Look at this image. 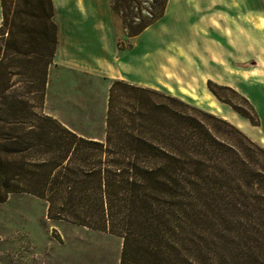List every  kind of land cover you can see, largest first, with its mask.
<instances>
[{
    "label": "trees",
    "instance_id": "16d2710c",
    "mask_svg": "<svg viewBox=\"0 0 264 264\" xmlns=\"http://www.w3.org/2000/svg\"><path fill=\"white\" fill-rule=\"evenodd\" d=\"M155 1L158 6L150 15L143 14L141 0H111V5L127 35L135 36L163 15L167 0ZM0 9V54L5 57L0 71V201L11 192H28L45 200L53 219L121 236L119 264H211L203 245L207 218L214 220V230L219 229L227 246L215 253L219 264H264L263 250L233 249L242 220L264 218V164L259 170L243 159L237 165L219 162L208 151L212 164L207 165L199 148L208 142L194 141V132L203 136L193 130L195 121L183 109L196 106L124 79L110 85L103 137L85 135L37 111L28 97L34 91L31 79H25L27 90L10 93L17 73L12 62L36 55L44 91L59 44L54 1L0 0ZM155 94L165 99L154 100ZM257 147L264 153V147ZM198 183H244L259 192L258 201L237 197L212 205Z\"/></svg>",
    "mask_w": 264,
    "mask_h": 264
},
{
    "label": "rangeland",
    "instance_id": "374dc122",
    "mask_svg": "<svg viewBox=\"0 0 264 264\" xmlns=\"http://www.w3.org/2000/svg\"><path fill=\"white\" fill-rule=\"evenodd\" d=\"M56 2L60 6L66 0H56ZM263 2L264 0H259L260 4ZM141 6L143 14L150 15L149 11H153L158 4L155 0H141ZM135 9L137 10V7ZM229 11L234 16L238 14L237 10L229 9ZM225 17L230 21L227 15ZM259 17H264V14H246L244 18L254 26L255 31L260 35L245 33L248 39L247 49L254 53L258 64L253 65L256 63L254 58L239 61L241 51L234 50L226 41L223 43L224 55L230 62L237 61L235 63L245 67L253 65L247 68L230 69L232 73L242 74L246 78L250 76L260 78L264 75V66L260 63V60H264V28L257 26ZM59 19L64 23L71 18L66 13L62 16L59 13ZM214 22L229 37L230 42L236 45L233 26L231 24L221 26L217 17L214 18ZM239 29L242 31L241 27ZM105 33L112 39L117 36L119 29L114 22L107 23ZM92 36L91 41L101 37L97 33H93ZM83 39L85 40V37L80 35L64 34L62 45L65 50L62 56L56 54L54 60L48 65L47 83L44 91L39 89L43 75L41 61L36 55L18 56L12 62L17 73L13 77L14 85L10 93H21L31 85L34 91L28 97L37 111L52 114L85 135L103 137L109 88L115 79H109L104 74L97 73L99 68L96 65V55L98 53L89 47ZM132 40L133 38L126 32L122 33L118 47L125 50L132 44ZM209 50L213 58L218 59L217 51L211 46H209ZM171 52L176 53L174 48ZM108 53L107 56H112V49ZM3 60L5 57L0 54V71ZM164 62L184 81H190L192 72L187 68V63L183 58H180L178 65H172L166 60ZM254 68L259 69L260 73L251 74L250 72ZM200 74L202 83L198 87L180 85L179 88H176L170 83H167L166 87L172 93L171 95L175 94L174 96L180 97L177 95L180 93L182 96L184 95L180 98L188 103L194 106L198 105L196 107L201 106L199 109L193 106L183 107V109L195 121L193 130L205 138L199 139L196 136L197 133L193 131L194 141L202 145L204 144L203 140L208 142L205 145L209 146L199 148L203 155H206H204L206 157L204 161L209 166L212 164L209 154H206L209 151L218 155L216 159L219 162L224 160L226 163L237 165L236 162L243 159L246 162L251 161L253 164L250 166L260 170L264 164V153L257 145L264 147V122L262 120L264 116V82L250 78L241 81L240 85L239 77L237 79L235 77V80L230 74L225 75L224 79L230 80L234 85L238 84L240 90L237 91L229 88L231 86H222L212 80L209 81L210 88L214 89L224 100L221 104V101L217 97L214 98L215 95L207 86V79L212 76H208L204 72ZM27 78L31 79L29 86L25 83ZM185 88L197 92L200 98L193 99L185 92ZM159 90L169 93L164 88ZM206 93H209L210 97H206ZM245 94L256 110L242 96ZM186 96L190 97L193 102ZM153 97L157 101L165 99L156 94ZM211 101H214V105H210ZM3 104L4 97L0 93V108ZM1 117L0 112V123ZM206 135L214 138L216 142L210 143L211 141L206 138ZM221 167L223 165H219L217 168ZM237 172L233 170L232 175ZM198 184L203 192V199L212 205L219 200L227 201L237 197L238 200L245 203L258 201L259 192L244 183ZM215 226L214 220L207 218V224L204 226L203 241L205 242L203 245L207 251V260L211 264H219L215 253L220 254L224 247H227L225 242L222 243L220 240L219 229L214 230L217 228ZM85 227L74 222L51 218L48 215L45 200L36 195L28 192H11L7 200L0 201V264H119L123 238L108 231L86 229ZM240 227V231L235 233L237 248L233 249L244 251L250 248L264 251V218L252 221L245 218ZM231 244L234 245L230 243L229 247Z\"/></svg>",
    "mask_w": 264,
    "mask_h": 264
},
{
    "label": "crops",
    "instance_id": "0c3cea01",
    "mask_svg": "<svg viewBox=\"0 0 264 264\" xmlns=\"http://www.w3.org/2000/svg\"><path fill=\"white\" fill-rule=\"evenodd\" d=\"M53 1L56 10L55 18L59 25L57 56L59 54L62 56L65 50L62 45L64 34L71 33L85 37L83 40L86 44L98 53L96 55V65L99 68L97 73L104 74L109 79L120 78L131 83L156 89L164 88L168 91L167 83L176 88L180 85L198 87L202 83L200 73L204 72L212 76L208 77L207 86L221 104L224 100L210 88L209 81L212 80L222 86H231L229 88L237 91L240 90L238 84L234 85L230 80L224 79L225 75L230 74L233 79L239 77L240 85L241 81L250 78L264 82V75L260 78L253 76L246 78L242 74L230 71L231 68H247L258 64L254 53L247 49L248 39L245 33L260 35L244 18L246 14H264V2L260 4L259 0H167L163 15L137 35L131 36L132 44L125 50L118 47V42L120 35L125 33L126 29L121 15L111 6V0H66L60 6L56 0ZM229 9L237 10L238 14L234 16ZM59 13L61 16L66 13L71 19L62 23ZM225 15L230 18V21ZM215 17L218 18L221 26L228 24L233 26L236 45H233L229 37L216 25ZM111 22H114L119 29L117 36L112 39L105 33L106 24ZM93 33L101 37L91 41ZM225 41L234 50L241 51L239 61L254 58L256 63L245 67L235 63L237 61L230 62L224 55ZM209 46L217 51L218 59L213 58ZM173 48L176 53L171 52ZM111 49L112 56H107ZM180 58L186 61L187 68L192 72L188 82L167 67L164 62L166 60L172 65H178ZM177 95L184 96L180 93ZM242 96L249 100L246 94ZM188 98L192 101L190 97ZM262 120L264 122V116ZM259 126L261 127L260 124Z\"/></svg>",
    "mask_w": 264,
    "mask_h": 264
},
{
    "label": "bare ground",
    "instance_id": "6f19581e",
    "mask_svg": "<svg viewBox=\"0 0 264 264\" xmlns=\"http://www.w3.org/2000/svg\"><path fill=\"white\" fill-rule=\"evenodd\" d=\"M257 23L259 24V25H257V26H259L260 28H264V17H259V20L257 21ZM256 25V24H255ZM254 27V26H253ZM259 28V29H260ZM260 63L264 66V60H260ZM259 70V69H258ZM257 70V68H254L250 73L251 74H254V75H256V74H258V73H260L259 71ZM203 77V76H202ZM204 81V80H203ZM194 87V86H193ZM185 90V92L190 96V97H192L193 99H195V100H197V99H199L200 98V96H199V94H197V92H195V91H193V90H189V89H187V88H185L184 89ZM198 91V90H197ZM207 92V91H206ZM211 93V92H210ZM203 95H204V93H203ZM205 96V95H204ZM206 97H210V94L209 93H206ZM212 98V97H211ZM214 98H216V96L214 97ZM209 102V101H208ZM195 103V102H194ZM196 103H198V102H196ZM200 104H201V102H200ZM210 105H214V101L212 102H210ZM242 122V121H241ZM237 123H239V122H237ZM86 229H90V228H87V227H85Z\"/></svg>",
    "mask_w": 264,
    "mask_h": 264
}]
</instances>
